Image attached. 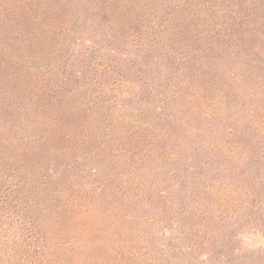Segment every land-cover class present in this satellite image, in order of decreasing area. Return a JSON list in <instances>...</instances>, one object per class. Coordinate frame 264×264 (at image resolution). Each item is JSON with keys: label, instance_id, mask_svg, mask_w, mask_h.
<instances>
[{"label": "rangeland", "instance_id": "1", "mask_svg": "<svg viewBox=\"0 0 264 264\" xmlns=\"http://www.w3.org/2000/svg\"><path fill=\"white\" fill-rule=\"evenodd\" d=\"M0 264H264V0H0Z\"/></svg>", "mask_w": 264, "mask_h": 264}]
</instances>
